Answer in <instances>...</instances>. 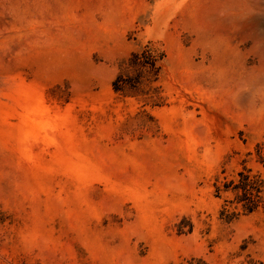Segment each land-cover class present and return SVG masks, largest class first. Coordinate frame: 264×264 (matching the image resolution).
<instances>
[{
    "label": "rangeland",
    "instance_id": "374dc122",
    "mask_svg": "<svg viewBox=\"0 0 264 264\" xmlns=\"http://www.w3.org/2000/svg\"><path fill=\"white\" fill-rule=\"evenodd\" d=\"M0 264H264V0H0Z\"/></svg>",
    "mask_w": 264,
    "mask_h": 264
},
{
    "label": "trees",
    "instance_id": "16d2710c",
    "mask_svg": "<svg viewBox=\"0 0 264 264\" xmlns=\"http://www.w3.org/2000/svg\"><path fill=\"white\" fill-rule=\"evenodd\" d=\"M157 55L142 51L132 53L128 60L122 64V70L114 78L112 84L115 91L137 90L144 81H156L158 79ZM251 183L247 176L242 175L240 183L235 187L241 189L238 194L239 202L249 212L253 211L260 201V195H253L249 188ZM253 186V185H252Z\"/></svg>",
    "mask_w": 264,
    "mask_h": 264
}]
</instances>
